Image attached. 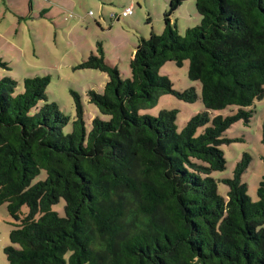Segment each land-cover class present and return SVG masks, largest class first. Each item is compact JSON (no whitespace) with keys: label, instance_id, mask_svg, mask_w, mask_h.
Wrapping results in <instances>:
<instances>
[{"label":"trees","instance_id":"trees-1","mask_svg":"<svg viewBox=\"0 0 264 264\" xmlns=\"http://www.w3.org/2000/svg\"><path fill=\"white\" fill-rule=\"evenodd\" d=\"M185 1L169 0L163 32L140 39L129 78L100 42L75 66L107 75L100 92L87 91L96 109L88 118L74 90L73 118L48 100V75L23 78L22 89L0 75L9 264H264V173L255 202L242 182L249 158L231 176H214L225 169L224 132L248 122L264 96V0H195L200 22L180 35L172 17ZM168 61L188 62L199 96L172 89L159 73ZM0 67L9 68L1 57ZM161 94L200 99L204 109L180 130L174 109L139 113ZM41 171L45 178L32 183ZM61 199L63 214L52 209Z\"/></svg>","mask_w":264,"mask_h":264},{"label":"rangeland","instance_id":"rangeland-1","mask_svg":"<svg viewBox=\"0 0 264 264\" xmlns=\"http://www.w3.org/2000/svg\"><path fill=\"white\" fill-rule=\"evenodd\" d=\"M1 9L2 5H0V13ZM137 10L138 6L135 4L131 15L116 19L111 18L112 12L102 17L97 9L89 7L81 14L68 12L66 14V16L70 14L67 18L68 22L62 21L61 26L55 28L48 26L49 20L43 23L37 19V23H29L31 27H28L24 26V23L18 25L17 18L8 16L3 19L0 16V57L9 66L7 69L0 67V75L15 78L19 82V89H22V80L25 77L48 75L50 78L46 88L48 100L55 102L61 112L71 118L74 117L75 110L70 92L74 90L83 97L86 117L93 116L96 109L89 103L87 91L93 89L100 92L107 75L96 69H78L75 66L82 60L84 52L85 58L91 53L97 54V42H100L106 60L112 65L120 55L121 77L129 78L131 59L129 55L134 52L140 39L148 38L152 32L161 34L164 29L163 16L161 13L158 14L157 8L153 10L150 18L139 14ZM115 13L119 14V12ZM172 21L180 35L184 34L187 28L197 26L200 15L196 11L195 0H187L181 4L174 12ZM73 22H75L74 26L69 28ZM159 73L169 78L173 90L193 88L197 96L200 95L199 83L188 77L187 61L181 66L170 61L165 62ZM250 108L252 115L248 122L238 120L224 132L223 137L230 140L229 143L221 145L226 162L225 169L221 173L215 172L214 176H231L237 161L244 157L249 158L242 174V182L247 184L246 195L255 202L257 187L264 173V96L255 99ZM163 109L177 111L176 125L180 130L188 119L202 111L204 107L200 99L185 102L172 94H161L151 108L140 110L139 113L157 115ZM220 113L230 114V107ZM45 176V172L41 171L32 183L44 179ZM218 190L221 195L226 196V185L218 183ZM63 206L64 200L61 199L52 206V209L63 214ZM22 211H27L26 206L22 207ZM12 228L13 220L7 211V203H2L0 204V264H9L4 248L10 244L9 232Z\"/></svg>","mask_w":264,"mask_h":264},{"label":"crops","instance_id":"crops-1","mask_svg":"<svg viewBox=\"0 0 264 264\" xmlns=\"http://www.w3.org/2000/svg\"><path fill=\"white\" fill-rule=\"evenodd\" d=\"M168 2L169 0H152L151 2L149 0H0V5H2L0 16L3 19L8 16L17 18L18 25L24 23V26L28 27L31 25L29 23H37V19H40L43 23L49 20L48 26L55 28L61 26L62 21L68 22L67 18L70 17V14L66 16L68 12L81 14L85 13L89 7L97 9L102 17L108 12H112L111 18L118 19L122 18L121 12L124 8L134 7L136 4L138 6L137 12L150 18L155 8L159 10L158 14L161 13L163 16L168 7ZM115 12H119V14ZM74 24L75 22L71 23L69 28H72ZM84 54L85 52L83 56ZM132 55L133 51L129 58ZM83 56L81 59L85 58ZM119 62H121L120 55L116 57L114 62L118 69Z\"/></svg>","mask_w":264,"mask_h":264},{"label":"built area","instance_id":"built-area-1","mask_svg":"<svg viewBox=\"0 0 264 264\" xmlns=\"http://www.w3.org/2000/svg\"><path fill=\"white\" fill-rule=\"evenodd\" d=\"M133 12V7L132 6H128L126 8H124L121 12V16L122 17H126V16H129L131 15Z\"/></svg>","mask_w":264,"mask_h":264}]
</instances>
